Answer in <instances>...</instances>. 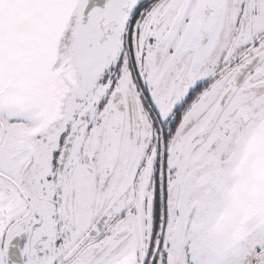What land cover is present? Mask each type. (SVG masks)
<instances>
[{
    "label": "snow or ice",
    "instance_id": "6c2138e0",
    "mask_svg": "<svg viewBox=\"0 0 264 264\" xmlns=\"http://www.w3.org/2000/svg\"><path fill=\"white\" fill-rule=\"evenodd\" d=\"M0 264H264V0H0Z\"/></svg>",
    "mask_w": 264,
    "mask_h": 264
}]
</instances>
